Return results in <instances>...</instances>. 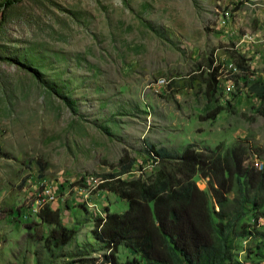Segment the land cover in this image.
I'll list each match as a JSON object with an SVG mask.
<instances>
[{
  "label": "rangeland",
  "instance_id": "374dc122",
  "mask_svg": "<svg viewBox=\"0 0 264 264\" xmlns=\"http://www.w3.org/2000/svg\"><path fill=\"white\" fill-rule=\"evenodd\" d=\"M255 81L264 0H0V264H111L94 220L127 209L110 187L150 180L154 149L264 161ZM45 207L76 228L54 254ZM242 223L254 234L231 238L229 263L264 264V203ZM114 255L146 264L123 244Z\"/></svg>",
  "mask_w": 264,
  "mask_h": 264
},
{
  "label": "trees",
  "instance_id": "16d2710c",
  "mask_svg": "<svg viewBox=\"0 0 264 264\" xmlns=\"http://www.w3.org/2000/svg\"><path fill=\"white\" fill-rule=\"evenodd\" d=\"M255 93L264 104V83L255 81ZM221 107L208 117H215ZM161 164L150 180H121L111 185L127 201L125 211L96 217L92 234L109 251L105 262L116 263L114 253L123 244L146 264H232L231 238L253 235L242 221L249 210L264 203V174L244 164L242 152L229 147L225 153L204 154L186 146L172 156L165 148L153 150ZM132 161L122 164L130 170ZM209 177L210 189H199L194 176ZM116 175H111L115 177ZM116 182V183H115ZM218 205L211 207L210 200ZM42 222L52 225L45 238L49 252L61 249L76 234L55 209L45 207L38 213Z\"/></svg>",
  "mask_w": 264,
  "mask_h": 264
},
{
  "label": "built area",
  "instance_id": "2783aa9c",
  "mask_svg": "<svg viewBox=\"0 0 264 264\" xmlns=\"http://www.w3.org/2000/svg\"><path fill=\"white\" fill-rule=\"evenodd\" d=\"M252 166L264 173V161H260L259 159H254V161L252 162Z\"/></svg>",
  "mask_w": 264,
  "mask_h": 264
},
{
  "label": "clouds",
  "instance_id": "9594fccd",
  "mask_svg": "<svg viewBox=\"0 0 264 264\" xmlns=\"http://www.w3.org/2000/svg\"><path fill=\"white\" fill-rule=\"evenodd\" d=\"M251 166H252V164H251ZM253 167V166H252ZM256 169V168H255ZM256 170H258V169H256ZM259 171V170H258ZM262 172V171H261ZM263 173V172H262ZM264 174V173H263Z\"/></svg>",
  "mask_w": 264,
  "mask_h": 264
}]
</instances>
